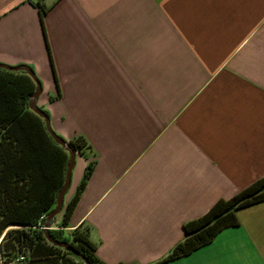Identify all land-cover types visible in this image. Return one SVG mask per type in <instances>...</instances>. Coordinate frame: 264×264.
<instances>
[{
    "label": "crops",
    "instance_id": "1",
    "mask_svg": "<svg viewBox=\"0 0 264 264\" xmlns=\"http://www.w3.org/2000/svg\"><path fill=\"white\" fill-rule=\"evenodd\" d=\"M0 62L31 66L55 131L86 138L66 230L89 225L107 264H156L264 176V0H0ZM237 214L161 264H264V201Z\"/></svg>",
    "mask_w": 264,
    "mask_h": 264
},
{
    "label": "trees",
    "instance_id": "2",
    "mask_svg": "<svg viewBox=\"0 0 264 264\" xmlns=\"http://www.w3.org/2000/svg\"><path fill=\"white\" fill-rule=\"evenodd\" d=\"M38 5L44 14L46 8ZM35 89V81L25 70L0 68L2 264H84L83 259L90 264H107L96 253L97 245L91 239L89 225L81 223L66 230L93 171L92 162L86 166L75 194L64 202L49 229L51 237L69 243L80 256L54 244L45 234L47 215L55 207L58 191L65 180L69 152L52 138L44 119L29 108V98ZM67 141L82 156L90 149L82 135ZM263 201L264 176L231 198L217 200L202 216L185 222L183 238L156 264L189 255L209 244L224 228L240 224L238 210Z\"/></svg>",
    "mask_w": 264,
    "mask_h": 264
},
{
    "label": "water",
    "instance_id": "3",
    "mask_svg": "<svg viewBox=\"0 0 264 264\" xmlns=\"http://www.w3.org/2000/svg\"><path fill=\"white\" fill-rule=\"evenodd\" d=\"M0 68H5L8 70H13V71L25 70L32 77V79L36 83V89L29 98V108L31 110H33L34 112H36L39 116H41L44 119L46 129L50 133L52 138L69 152V161L67 163L65 180H64L62 187L58 191L55 207L47 215L46 222H45V234L48 237V239L51 242H53L54 244L59 245V246H63L66 249H68V250H70V251H72L75 254L80 256V252L77 251L69 243L64 242V241L55 240L49 234V229L53 225L57 214L62 209L63 204H64V200H65V194L70 187L71 179H72V171H73V168L75 167V164H76L77 152L71 147L69 142L64 137L59 135L53 129L49 115L38 105V98H39L43 88H42V83L39 80V78L37 77L34 69L27 64L11 65V64H7V63H3V62H0ZM83 260H84V264H90V262L87 259H83Z\"/></svg>",
    "mask_w": 264,
    "mask_h": 264
},
{
    "label": "rangeland",
    "instance_id": "4",
    "mask_svg": "<svg viewBox=\"0 0 264 264\" xmlns=\"http://www.w3.org/2000/svg\"><path fill=\"white\" fill-rule=\"evenodd\" d=\"M37 75V74H36ZM38 77V76H37ZM39 78V77H38ZM39 80L41 81V79L39 78ZM41 83H42V81H41ZM40 98H41V100H42V98H44L45 96L44 95H42V92H41V94H40V96H39ZM52 97H54V96H51L50 97V99L51 100H53V98ZM38 105L40 106V104H39V102H38ZM41 107V106H40ZM42 108V107H41ZM43 109V108H42ZM47 112H48V114H49V117H50V119H51V116H50V112L48 111V110H46ZM52 125V124H51ZM53 127V126H52ZM54 129V128H53ZM55 130V129H54ZM79 156H80V154H78ZM76 161H77V159H76ZM67 192H68V190H67ZM67 192H66V194H67ZM66 194H65V196H66Z\"/></svg>",
    "mask_w": 264,
    "mask_h": 264
},
{
    "label": "built area",
    "instance_id": "5",
    "mask_svg": "<svg viewBox=\"0 0 264 264\" xmlns=\"http://www.w3.org/2000/svg\"><path fill=\"white\" fill-rule=\"evenodd\" d=\"M1 258V257H0Z\"/></svg>",
    "mask_w": 264,
    "mask_h": 264
}]
</instances>
